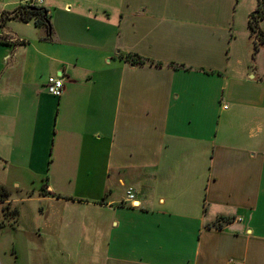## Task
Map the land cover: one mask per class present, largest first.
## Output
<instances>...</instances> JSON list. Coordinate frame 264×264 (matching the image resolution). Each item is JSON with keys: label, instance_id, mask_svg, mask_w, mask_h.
Segmentation results:
<instances>
[{"label": "crops", "instance_id": "0c3cea01", "mask_svg": "<svg viewBox=\"0 0 264 264\" xmlns=\"http://www.w3.org/2000/svg\"><path fill=\"white\" fill-rule=\"evenodd\" d=\"M19 1L0 0V264H264V46L236 50L240 0H44L50 34Z\"/></svg>", "mask_w": 264, "mask_h": 264}, {"label": "rangeland", "instance_id": "374dc122", "mask_svg": "<svg viewBox=\"0 0 264 264\" xmlns=\"http://www.w3.org/2000/svg\"><path fill=\"white\" fill-rule=\"evenodd\" d=\"M101 1L102 0H100V2ZM104 1H109V0H104ZM250 1H251V5L254 7L253 12L257 11L259 0H250ZM18 7H19V5H18ZM252 13H250V15ZM250 15H248V17H247L248 22H246V0H240V3L237 5L236 25H235V36L237 38H236V41L234 44H236V50L241 51L242 53H245L246 50H250V48L252 50H254V40H256L255 39V33L257 32V29L264 31V19L259 20L257 22L256 27L253 26V29L251 30L250 23L252 21L250 19ZM246 30L248 32L247 35H246ZM252 31H254V32H252ZM238 40H239V44H238ZM233 50H234V48H233ZM253 52H255V50ZM8 193H9V195L10 194L18 195V193L13 192V191H8ZM32 193H34V192L26 193V194H22V195L26 196L27 194H32ZM43 193H44V191H43ZM19 196H21V195H19ZM7 199H9V198H7ZM6 209H8V210H6ZM12 211H17V206L15 204H3V203L0 204V228L3 226H8V227L14 226L13 217H12V215L10 216V213L13 214ZM37 211H38L37 205L35 204V201L33 199H30L23 207H21V212H22L24 217L31 216L32 213L35 214ZM29 220L30 219L27 218L25 222H29ZM2 223H3V225H2ZM79 256L80 257H78V256L75 257V255H74L71 257V259H74L76 264H79V262L82 260L81 257H83L82 251L79 252Z\"/></svg>", "mask_w": 264, "mask_h": 264}, {"label": "trees", "instance_id": "16d2710c", "mask_svg": "<svg viewBox=\"0 0 264 264\" xmlns=\"http://www.w3.org/2000/svg\"><path fill=\"white\" fill-rule=\"evenodd\" d=\"M17 14H20V19L25 22L30 21L33 18H35V23L38 25L45 26L47 29V32L50 34V25L48 23L46 10L44 8L42 7L40 8H18L15 11V15ZM250 19L252 21L250 23L251 30L253 29V26L256 27L257 22L259 20L264 19V0L258 1L257 11L253 12L250 15ZM255 39L256 40H254V50L256 52L261 46H264V31L257 29V32L255 33ZM131 61L136 63L135 60H131ZM8 197H9L8 190L5 187L0 186V203L5 202ZM12 213L13 214L10 213V216L12 215L13 223L15 225V222L17 221V217H18V211H12ZM212 226L216 229L220 228V225L214 224Z\"/></svg>", "mask_w": 264, "mask_h": 264}, {"label": "built area", "instance_id": "2783aa9c", "mask_svg": "<svg viewBox=\"0 0 264 264\" xmlns=\"http://www.w3.org/2000/svg\"><path fill=\"white\" fill-rule=\"evenodd\" d=\"M44 0H20L19 8H40ZM46 91L53 98H59L63 94V80L59 77H48L46 80ZM134 195L131 190L126 192V200L132 203ZM239 264V263H230Z\"/></svg>", "mask_w": 264, "mask_h": 264}]
</instances>
